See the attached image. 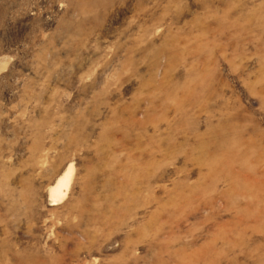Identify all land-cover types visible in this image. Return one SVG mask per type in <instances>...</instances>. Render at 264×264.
<instances>
[{
	"label": "rangeland",
	"instance_id": "1",
	"mask_svg": "<svg viewBox=\"0 0 264 264\" xmlns=\"http://www.w3.org/2000/svg\"><path fill=\"white\" fill-rule=\"evenodd\" d=\"M0 264H264V0H0Z\"/></svg>",
	"mask_w": 264,
	"mask_h": 264
},
{
	"label": "bare ground",
	"instance_id": "2",
	"mask_svg": "<svg viewBox=\"0 0 264 264\" xmlns=\"http://www.w3.org/2000/svg\"><path fill=\"white\" fill-rule=\"evenodd\" d=\"M70 171L69 169L62 173L56 182L49 189V198L52 201L64 199L69 187Z\"/></svg>",
	"mask_w": 264,
	"mask_h": 264
}]
</instances>
